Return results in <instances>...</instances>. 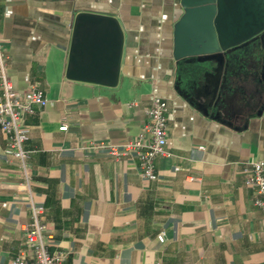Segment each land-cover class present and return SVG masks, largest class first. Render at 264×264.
Here are the masks:
<instances>
[{"label":"crops","instance_id":"crops-1","mask_svg":"<svg viewBox=\"0 0 264 264\" xmlns=\"http://www.w3.org/2000/svg\"><path fill=\"white\" fill-rule=\"evenodd\" d=\"M121 37L114 86L94 81ZM179 0H0V41L16 91L45 107L25 117L31 197L63 264H264V214L244 181L264 161V35L217 60L173 56ZM76 39L77 78H68ZM153 97L168 103L155 179L100 144L137 137ZM66 125L65 130H59ZM28 193L0 130V264L24 248ZM163 233L164 241L158 240Z\"/></svg>","mask_w":264,"mask_h":264},{"label":"built area","instance_id":"built-area-1","mask_svg":"<svg viewBox=\"0 0 264 264\" xmlns=\"http://www.w3.org/2000/svg\"><path fill=\"white\" fill-rule=\"evenodd\" d=\"M46 103L43 91L37 86H30L22 92L14 89L7 75V57L0 41V130L7 135L9 151L19 161L20 172L27 187L29 206V221L21 227L25 236L24 248L11 264H63L66 256L61 251H49V236L42 219L44 208L33 201L29 190L31 175L27 160L30 153L24 148L29 137V127L25 123V117L37 113ZM167 114V101L153 97L145 110L146 121L137 137L123 145L100 144L95 148L116 158L136 156L140 175L146 179H155V160L171 155L167 148ZM66 128V125H62L59 130ZM244 184L254 194L253 205L264 214V161L248 162ZM157 238L163 242V233Z\"/></svg>","mask_w":264,"mask_h":264},{"label":"water","instance_id":"water-1","mask_svg":"<svg viewBox=\"0 0 264 264\" xmlns=\"http://www.w3.org/2000/svg\"><path fill=\"white\" fill-rule=\"evenodd\" d=\"M182 10L175 24L173 56L178 61L217 60L264 35V0H179ZM104 21L114 36L108 69L92 80L114 86L117 81L121 37L117 23L109 17L81 14L75 20L74 37L80 21ZM75 39V38H74ZM76 39L71 48L68 78H77Z\"/></svg>","mask_w":264,"mask_h":264}]
</instances>
